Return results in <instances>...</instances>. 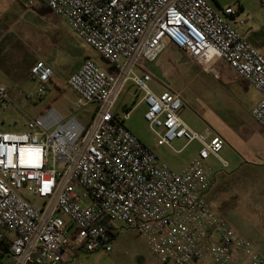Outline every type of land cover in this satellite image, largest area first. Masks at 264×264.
<instances>
[{
	"label": "built area",
	"instance_id": "2783aa9c",
	"mask_svg": "<svg viewBox=\"0 0 264 264\" xmlns=\"http://www.w3.org/2000/svg\"><path fill=\"white\" fill-rule=\"evenodd\" d=\"M22 1L60 16L113 71L87 59L68 78L78 105L95 106L87 123L49 106L26 131L0 132V264H73L80 252H111L126 231H135L161 264H264L205 199L215 175L209 160L228 167L219 155L224 141L189 127L180 95L155 93L142 70L168 46L214 78L224 62L259 94L250 115L264 130V56L237 30L238 12L205 0ZM31 75L41 99L53 71L37 62ZM129 83L142 94L144 119L160 143L176 153L177 139L200 146L181 171L126 128L130 111L114 113ZM9 100L0 83V104Z\"/></svg>",
	"mask_w": 264,
	"mask_h": 264
},
{
	"label": "rangeland",
	"instance_id": "374dc122",
	"mask_svg": "<svg viewBox=\"0 0 264 264\" xmlns=\"http://www.w3.org/2000/svg\"><path fill=\"white\" fill-rule=\"evenodd\" d=\"M205 1L216 10L226 7L236 10L235 20L242 21V26L237 27L234 23L233 26L264 56V0ZM44 17V20L41 18V57L53 59L54 75L41 99H37L38 83L28 73L29 63L38 49L31 39L32 32L22 24L18 25L8 36L9 49H6L7 41L0 45V83L7 87L10 97L8 104H0V132L26 131L29 119L49 106L64 118L74 116L87 123L95 106L78 105L76 93L67 86V75L86 58L105 72L113 71L112 66L85 44L61 17L52 14H44ZM173 50L168 46L160 58L145 63L142 70L151 76L149 86L155 93L168 90L180 95L183 102L181 118L193 130L209 136L225 131L229 142L223 145L219 155L228 167L223 169L215 160H209L214 171L222 172L213 184L214 196L209 205L237 236L251 241L256 253L264 258V130L245 117L233 119L232 112L236 107L219 82L183 58L182 52ZM167 56L173 57L175 66L160 71ZM141 96L131 83L127 84L116 102L114 113L122 116L126 108L134 107L124 122L126 128L162 163L174 171H181L189 159L197 155L200 146L189 144L177 154L160 143L144 119L146 105L139 102ZM184 144V140H174L171 146L179 150ZM30 201L40 203L37 198ZM147 256L152 257L143 239L135 231H126L113 240L111 252H80L71 263L140 264Z\"/></svg>",
	"mask_w": 264,
	"mask_h": 264
},
{
	"label": "crops",
	"instance_id": "0c3cea01",
	"mask_svg": "<svg viewBox=\"0 0 264 264\" xmlns=\"http://www.w3.org/2000/svg\"><path fill=\"white\" fill-rule=\"evenodd\" d=\"M47 13L52 14V15H56L52 11H50L46 6H44L43 4H41L39 2L35 3L32 7L27 8V7H25L24 2L22 0H0V30L4 31V33L0 36V45L7 41L8 36L10 35L12 29L18 25L21 26V24H22L25 28H27L29 31L32 32L31 33V35H32L31 39H34V41L36 42V46L38 47V49L35 51L36 53H35V56L33 57L34 59L29 63L28 73L32 79H34V78L31 75V68L33 67L34 64H36L37 62H43L45 65H47L48 67L51 68V65L53 62L52 58L41 57V18L44 20V18H45L44 14L48 15ZM56 16H58V15H56ZM245 39H246V37H245ZM9 46H10L9 41H7L6 42V49L7 50L9 49ZM171 49L173 50V48H171ZM182 57L186 59L185 56H182ZM158 58H160V56ZM166 58H167L166 62L165 63L162 62L163 63L162 68L160 67V69H159L160 71H161V69L163 71H165L166 67H170V69H172L173 66H175L174 61L171 59L173 57L167 56ZM87 59H89V58H86L85 60H87ZM85 60L81 61V63L75 69H73L71 72L68 73L67 80L81 66V64ZM192 64H194V63H192ZM216 69L218 71V78L213 77V79L215 81L219 82L221 89L224 92V94L231 99L233 105L236 107V111L232 112V118L237 121V119L241 120V118L245 117L246 120L250 119L255 123V121L252 119V117L250 115V110H251L252 106L258 101L259 94L254 90V88L248 82H246L244 79L239 77L224 62H219L218 65L216 66ZM51 70H52V68H51ZM204 73L208 74L206 72H204ZM67 80H66V83H67ZM125 111H127V110H125ZM42 113H41V109H40L39 113L36 116L30 118L29 120L39 117ZM258 128H260V127L258 126ZM215 132L217 133V131H215ZM208 136H209V134H208ZM218 136H220L222 138V140L224 141V144L225 143L227 144L229 142L228 141L229 139L227 138L225 131H219ZM177 140H180V139H177ZM184 148L185 147L183 146L181 149H179V150H181L179 153H181ZM179 153H177V154H179ZM193 158L194 157H192L191 160ZM191 160L189 159V161L187 163L189 164V162ZM187 165H185V167ZM221 173L222 172H220V171H215L213 183H212L210 189L205 194V199H206L208 204L210 202V199H212L214 196L213 192H214L215 186L213 184L215 182H217V180H219ZM140 264H161V263L156 258L147 256L146 258H144V259L142 258L140 260Z\"/></svg>",
	"mask_w": 264,
	"mask_h": 264
},
{
	"label": "trees",
	"instance_id": "16d2710c",
	"mask_svg": "<svg viewBox=\"0 0 264 264\" xmlns=\"http://www.w3.org/2000/svg\"><path fill=\"white\" fill-rule=\"evenodd\" d=\"M133 107H130V108H126L125 110H127V111H130L131 109H132Z\"/></svg>",
	"mask_w": 264,
	"mask_h": 264
}]
</instances>
